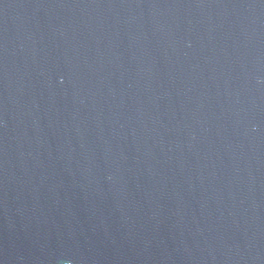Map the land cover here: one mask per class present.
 <instances>
[{
  "label": "water",
  "instance_id": "95a60500",
  "mask_svg": "<svg viewBox=\"0 0 264 264\" xmlns=\"http://www.w3.org/2000/svg\"><path fill=\"white\" fill-rule=\"evenodd\" d=\"M0 264H264V0H0Z\"/></svg>",
  "mask_w": 264,
  "mask_h": 264
}]
</instances>
